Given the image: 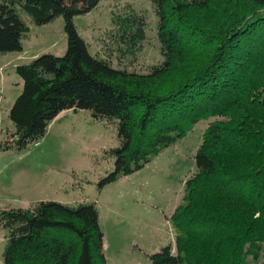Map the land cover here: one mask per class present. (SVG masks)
I'll return each instance as SVG.
<instances>
[{"label": "trees", "instance_id": "obj_1", "mask_svg": "<svg viewBox=\"0 0 264 264\" xmlns=\"http://www.w3.org/2000/svg\"><path fill=\"white\" fill-rule=\"evenodd\" d=\"M100 0H0V57L20 53L33 26L62 17L66 52L44 54L15 72L22 91L8 118L22 149L63 111H89L113 124L114 170L98 188L142 169L200 120L214 118L170 221L174 246L151 264H244L264 253V0H149L162 62L144 74L92 56L73 24ZM125 52L140 50L143 13L113 19ZM121 63V62H120ZM130 63V62H129ZM8 149V145L4 146ZM3 264H106L94 203L38 202L0 210Z\"/></svg>", "mask_w": 264, "mask_h": 264}, {"label": "rangeland", "instance_id": "obj_2", "mask_svg": "<svg viewBox=\"0 0 264 264\" xmlns=\"http://www.w3.org/2000/svg\"><path fill=\"white\" fill-rule=\"evenodd\" d=\"M128 8L145 15V41L134 55H127L129 59L118 60V50L126 48L113 19ZM73 24L89 53L107 58L115 69L144 74L162 62L157 18L149 0H100L89 13L75 16ZM63 25L58 17L33 26L22 52L0 57V210L29 209L45 201L72 206L94 203L106 264H151L150 255L174 246L170 218L184 203V184L196 172L195 154L214 118L200 120L142 169L102 189L99 181L114 170L108 151L118 146L117 130L113 124L94 120L89 111L61 112L41 138L22 149L8 144L14 132L8 114L22 91L15 68L44 54L62 57L67 47ZM4 247L5 231L0 228V264ZM244 264H264V253Z\"/></svg>", "mask_w": 264, "mask_h": 264}]
</instances>
